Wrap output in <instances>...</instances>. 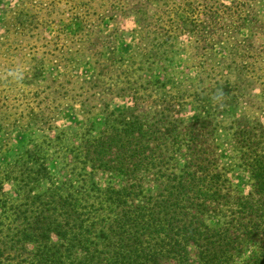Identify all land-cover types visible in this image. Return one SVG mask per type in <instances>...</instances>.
<instances>
[{"label":"trees","instance_id":"16d2710c","mask_svg":"<svg viewBox=\"0 0 264 264\" xmlns=\"http://www.w3.org/2000/svg\"><path fill=\"white\" fill-rule=\"evenodd\" d=\"M221 7L178 12L183 24L156 32L128 88L134 104L102 110L59 176L40 143L0 164V264H264V124L244 111L242 75L264 54V0ZM178 30L202 49L192 63L178 60Z\"/></svg>","mask_w":264,"mask_h":264},{"label":"rangeland","instance_id":"374dc122","mask_svg":"<svg viewBox=\"0 0 264 264\" xmlns=\"http://www.w3.org/2000/svg\"><path fill=\"white\" fill-rule=\"evenodd\" d=\"M232 1L0 0V164L24 146L40 143L52 157L53 174L59 176L61 158L92 121L100 120L102 110L120 111L134 104L128 88L136 85L156 32L178 24V12L186 17L207 9L216 13L222 3ZM141 16L142 30L137 22ZM177 35L183 49L179 62L199 59L202 49L191 47L189 34L178 30ZM130 56L132 67L126 62ZM246 60L255 63V69L242 74L245 82L252 80L244 111L264 124V54ZM10 72L21 78L13 79ZM230 77L235 80L237 73ZM190 107L181 114L189 120L194 117ZM222 155L225 161L231 157L227 145ZM230 177L243 192L250 191L246 170L234 165ZM4 189L11 200L19 197L12 182Z\"/></svg>","mask_w":264,"mask_h":264},{"label":"clouds","instance_id":"9594fccd","mask_svg":"<svg viewBox=\"0 0 264 264\" xmlns=\"http://www.w3.org/2000/svg\"><path fill=\"white\" fill-rule=\"evenodd\" d=\"M8 75L9 76H12L13 79H19V78H21L20 75L18 73H16V72H10Z\"/></svg>","mask_w":264,"mask_h":264}]
</instances>
